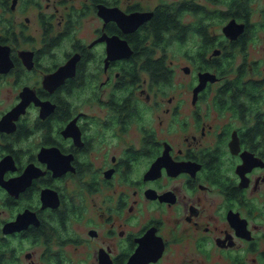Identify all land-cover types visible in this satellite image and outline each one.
Instances as JSON below:
<instances>
[{"label": "flooded vegetation", "instance_id": "1", "mask_svg": "<svg viewBox=\"0 0 264 264\" xmlns=\"http://www.w3.org/2000/svg\"><path fill=\"white\" fill-rule=\"evenodd\" d=\"M259 1L0 0V264H264Z\"/></svg>", "mask_w": 264, "mask_h": 264}, {"label": "rangeland", "instance_id": "2", "mask_svg": "<svg viewBox=\"0 0 264 264\" xmlns=\"http://www.w3.org/2000/svg\"><path fill=\"white\" fill-rule=\"evenodd\" d=\"M260 8H261V13L264 11V0H260ZM258 36L261 37L264 34V17H261L260 19V27H258L257 30ZM262 43V42H261ZM258 48L255 47H250V53H249V57L250 59L254 58V57H258V56H264V51H262V49H259V51H257ZM262 51V52H261ZM241 57L238 58L239 62ZM263 64H264V60H263ZM180 65V58L177 59V61L175 62V66H176V75H175V80L181 82V81H187L191 78H193V76L191 74H186L183 72V70L181 69Z\"/></svg>", "mask_w": 264, "mask_h": 264}, {"label": "water", "instance_id": "3", "mask_svg": "<svg viewBox=\"0 0 264 264\" xmlns=\"http://www.w3.org/2000/svg\"><path fill=\"white\" fill-rule=\"evenodd\" d=\"M226 31L228 32H238L240 29H237L234 24H229L226 27ZM216 79V74L211 73V72H203L199 73V84L197 85V90L203 88L208 80H215Z\"/></svg>", "mask_w": 264, "mask_h": 264}]
</instances>
